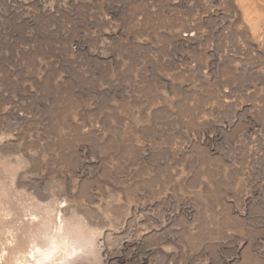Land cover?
I'll use <instances>...</instances> for the list:
<instances>
[{"label":"rangeland","instance_id":"rangeland-1","mask_svg":"<svg viewBox=\"0 0 264 264\" xmlns=\"http://www.w3.org/2000/svg\"><path fill=\"white\" fill-rule=\"evenodd\" d=\"M0 264H264V0H0Z\"/></svg>","mask_w":264,"mask_h":264},{"label":"bare ground","instance_id":"bare-ground-1","mask_svg":"<svg viewBox=\"0 0 264 264\" xmlns=\"http://www.w3.org/2000/svg\"><path fill=\"white\" fill-rule=\"evenodd\" d=\"M46 256H48V255H46ZM35 259H36V258H35ZM37 260H42V258H41V257L39 258V256H38Z\"/></svg>","mask_w":264,"mask_h":264}]
</instances>
